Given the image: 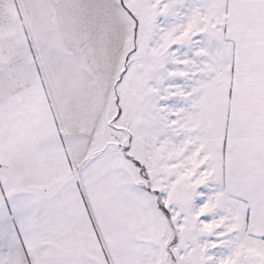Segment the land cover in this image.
I'll list each match as a JSON object with an SVG mask.
<instances>
[{"label":"snow or ice","instance_id":"snow-or-ice-1","mask_svg":"<svg viewBox=\"0 0 264 264\" xmlns=\"http://www.w3.org/2000/svg\"><path fill=\"white\" fill-rule=\"evenodd\" d=\"M0 264H264V0H0Z\"/></svg>","mask_w":264,"mask_h":264}]
</instances>
